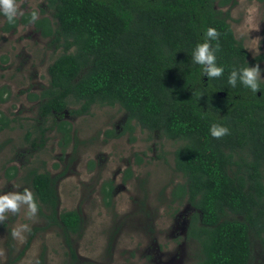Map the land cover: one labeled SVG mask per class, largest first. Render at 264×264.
Returning <instances> with one entry per match:
<instances>
[{
	"label": "trees",
	"instance_id": "16d2710c",
	"mask_svg": "<svg viewBox=\"0 0 264 264\" xmlns=\"http://www.w3.org/2000/svg\"><path fill=\"white\" fill-rule=\"evenodd\" d=\"M19 1V0H17ZM234 0H45V8L6 18L3 31L33 23L61 52L48 67L49 83L38 100L43 122L63 133V152L71 142L72 125L58 115L69 110L89 113L93 105L116 106L127 118L121 132L109 129L108 137L132 136L137 128L180 142L172 152L174 168L184 178L171 190L172 201L187 198L195 207L188 237L198 243L195 264H251L252 237L264 246V81L257 91L244 85L239 71L260 65L264 52L249 58L243 41L222 10ZM37 18L31 20V13ZM50 12L49 16L46 14ZM216 29L215 40L206 37ZM209 42L220 76L209 77L194 62V49ZM218 45V47H217ZM237 71L235 86L228 83ZM4 92L0 101L5 102ZM76 103V109H69ZM14 118L0 110V132ZM225 127L219 137L211 127ZM46 127H40L41 135ZM140 163L142 159L137 158ZM7 172L9 179L17 168ZM132 175L129 167L124 181ZM33 201L48 223L62 229L74 264L77 254L72 234L83 227L77 209L59 212L57 176L50 172L28 173ZM113 181L103 183V199L110 206ZM43 209L47 210L46 214ZM24 249L8 264L19 260ZM259 264H264L262 261Z\"/></svg>",
	"mask_w": 264,
	"mask_h": 264
},
{
	"label": "rangeland",
	"instance_id": "374dc122",
	"mask_svg": "<svg viewBox=\"0 0 264 264\" xmlns=\"http://www.w3.org/2000/svg\"><path fill=\"white\" fill-rule=\"evenodd\" d=\"M16 4L18 17L45 8V0H16ZM227 9L249 58L264 52V0H234L222 8ZM5 21L0 14V93L7 98L0 101V110L14 122L0 132V195H23L27 190L33 197L28 176L33 169L57 176L58 211L77 209L83 216L81 232L71 235L77 254L74 264H193L198 243L186 239V231L195 207L187 198L171 201L172 188L185 182L174 168L172 154L180 142L140 128L132 135L134 141L128 133L108 137L109 129L121 132L127 114L119 105L95 104L87 114L66 110L57 116L72 125L73 138L63 152L65 140L53 126L54 118L44 123L39 101L30 98L48 86V67L61 50L33 23L5 32ZM259 68L258 79L264 81V61ZM40 127L47 128L42 135ZM12 166L17 175L9 179ZM129 167L132 175L125 182ZM110 180L115 189L108 206L102 186ZM31 204L34 212L29 202H18L15 211L0 213V264L15 259L36 228L29 248L12 264H69L62 229L48 223L33 198ZM252 242L251 264H259L264 261V246L256 237Z\"/></svg>",
	"mask_w": 264,
	"mask_h": 264
},
{
	"label": "clouds",
	"instance_id": "9594fccd",
	"mask_svg": "<svg viewBox=\"0 0 264 264\" xmlns=\"http://www.w3.org/2000/svg\"><path fill=\"white\" fill-rule=\"evenodd\" d=\"M0 14L4 15L9 23L14 22V18L18 15L16 0H0ZM37 18L36 12L31 13V20ZM218 33L215 28L209 27L206 31V37H210L215 40ZM218 47V45H217ZM194 51V62L201 65V70L205 74L207 73L209 77L220 76L223 68L219 67L215 63V56L209 49V42L206 40L203 43L197 44ZM240 80L242 83L250 87L253 92L257 91L259 88L258 76L260 73V68L258 65L251 67H244L240 71ZM237 78V71H232L228 77V83L235 86ZM227 129L222 126L213 125L211 127V134L215 137H219L226 133ZM32 195L30 192L25 190L23 195L20 194H5L0 195V213L5 210L15 211L18 206V202H29L31 211H35V205L31 204ZM17 233L14 231L13 235Z\"/></svg>",
	"mask_w": 264,
	"mask_h": 264
},
{
	"label": "flooded vegetation",
	"instance_id": "af4514ba",
	"mask_svg": "<svg viewBox=\"0 0 264 264\" xmlns=\"http://www.w3.org/2000/svg\"><path fill=\"white\" fill-rule=\"evenodd\" d=\"M12 31H14V30H12ZM11 32V31H10ZM171 201H172V197H171ZM177 201H180V200H177ZM177 201H172V202H177ZM196 210V209H195ZM195 212V211H194ZM193 212V213H194ZM193 215V214H192ZM191 215V216H192ZM190 219H191V217H190ZM189 223H190V220H189ZM189 223H188V227H187V231H186V239H188V240H190V241H195V240H193V239H190L189 237H188V229H189ZM196 242V241H195ZM200 258L201 257H197L196 255H195V257H193V264H195L196 263V261H199L200 260ZM128 264H135V263H128Z\"/></svg>",
	"mask_w": 264,
	"mask_h": 264
}]
</instances>
